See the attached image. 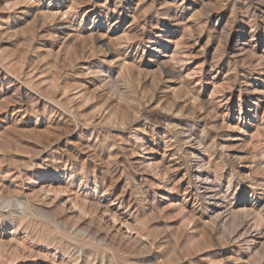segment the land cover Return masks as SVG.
I'll use <instances>...</instances> for the list:
<instances>
[{"label":"rangeland","instance_id":"374dc122","mask_svg":"<svg viewBox=\"0 0 264 264\" xmlns=\"http://www.w3.org/2000/svg\"><path fill=\"white\" fill-rule=\"evenodd\" d=\"M0 264H264V0H0Z\"/></svg>","mask_w":264,"mask_h":264},{"label":"bare ground","instance_id":"6f19581e","mask_svg":"<svg viewBox=\"0 0 264 264\" xmlns=\"http://www.w3.org/2000/svg\"><path fill=\"white\" fill-rule=\"evenodd\" d=\"M196 144H197V147L200 146V143H196ZM191 154L193 155V157L196 160H199V162L196 163V167L202 168L203 164L200 163V160H203V159H201L202 157L200 156V150L195 148V151H193ZM195 178L197 180V184H199V189L202 191L203 199L208 201L211 205L210 211L212 212L215 220H220V222H222L223 224H228L229 222L231 224L234 223L236 221L235 218L238 215H236L237 212L236 213L234 212V210H233L234 208H233L232 204H230V205L228 204V206L225 205L223 207L222 203H219L217 201L218 197H220V199H222V200H223V198H227L228 191H226L223 194L224 195V197H223L218 186H216V182H217L216 179L210 180L209 177H205L204 175H202V173L195 174ZM227 190H229L228 187H227ZM225 201H227V200H225ZM243 206H245V205H243ZM113 218H115V215H113ZM128 229H129V227L127 228V231H128ZM247 241L248 240H246V242Z\"/></svg>","mask_w":264,"mask_h":264}]
</instances>
